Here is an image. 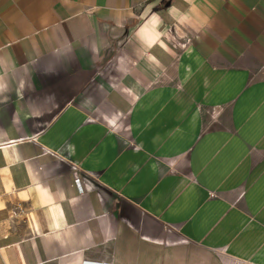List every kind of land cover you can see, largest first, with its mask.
<instances>
[{"label": "crops", "instance_id": "1", "mask_svg": "<svg viewBox=\"0 0 264 264\" xmlns=\"http://www.w3.org/2000/svg\"><path fill=\"white\" fill-rule=\"evenodd\" d=\"M84 261L264 264V0H0V264Z\"/></svg>", "mask_w": 264, "mask_h": 264}, {"label": "built area", "instance_id": "2", "mask_svg": "<svg viewBox=\"0 0 264 264\" xmlns=\"http://www.w3.org/2000/svg\"><path fill=\"white\" fill-rule=\"evenodd\" d=\"M47 151H48L49 153H51V154L59 155V153L56 152V151H52V150H50V149H47ZM71 165H72V168H73L74 170H80V166H79L78 163H76V162H71ZM76 184H77V186H78L79 191L82 193V192L84 191V189H83V187L81 186V180H80V179H77V180H76ZM83 264H100V263L84 261Z\"/></svg>", "mask_w": 264, "mask_h": 264}]
</instances>
